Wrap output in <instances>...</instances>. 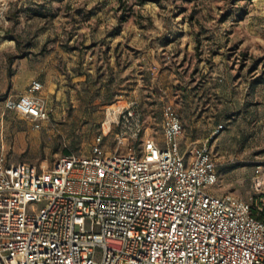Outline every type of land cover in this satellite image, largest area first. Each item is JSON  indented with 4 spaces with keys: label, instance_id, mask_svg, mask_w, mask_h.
Returning a JSON list of instances; mask_svg holds the SVG:
<instances>
[{
    "label": "rangeland",
    "instance_id": "1",
    "mask_svg": "<svg viewBox=\"0 0 264 264\" xmlns=\"http://www.w3.org/2000/svg\"><path fill=\"white\" fill-rule=\"evenodd\" d=\"M33 78L48 112L39 128L5 107ZM164 103L180 114L185 150L210 138L217 188L253 200L264 179V0H0V153L11 162L51 168L65 150L88 154L104 122L107 150L120 131L126 144H164ZM132 105L138 125L120 124Z\"/></svg>",
    "mask_w": 264,
    "mask_h": 264
},
{
    "label": "built area",
    "instance_id": "2",
    "mask_svg": "<svg viewBox=\"0 0 264 264\" xmlns=\"http://www.w3.org/2000/svg\"><path fill=\"white\" fill-rule=\"evenodd\" d=\"M42 89L33 78L5 107L39 128ZM130 120L138 125L133 105L120 124ZM110 129L104 122L88 154H63L51 168L0 153V264H264V179L251 201L219 190L210 138L184 150L182 119L167 103L164 144H126L120 131L107 150Z\"/></svg>",
    "mask_w": 264,
    "mask_h": 264
},
{
    "label": "crops",
    "instance_id": "3",
    "mask_svg": "<svg viewBox=\"0 0 264 264\" xmlns=\"http://www.w3.org/2000/svg\"><path fill=\"white\" fill-rule=\"evenodd\" d=\"M41 92V91H40ZM40 92H38V93H40ZM9 97H11V96H8V98ZM12 98V97H11ZM46 121V120H45ZM45 121H43V122H45ZM158 140H161V139H158ZM181 142H182V147H183V149L185 150V145H184V141H183V137H181Z\"/></svg>",
    "mask_w": 264,
    "mask_h": 264
},
{
    "label": "trees",
    "instance_id": "4",
    "mask_svg": "<svg viewBox=\"0 0 264 264\" xmlns=\"http://www.w3.org/2000/svg\"><path fill=\"white\" fill-rule=\"evenodd\" d=\"M139 2H144L146 0H138ZM66 153H69L68 150H65Z\"/></svg>",
    "mask_w": 264,
    "mask_h": 264
},
{
    "label": "bare ground",
    "instance_id": "5",
    "mask_svg": "<svg viewBox=\"0 0 264 264\" xmlns=\"http://www.w3.org/2000/svg\"><path fill=\"white\" fill-rule=\"evenodd\" d=\"M112 116V115H111ZM109 119H110V117H109Z\"/></svg>",
    "mask_w": 264,
    "mask_h": 264
}]
</instances>
